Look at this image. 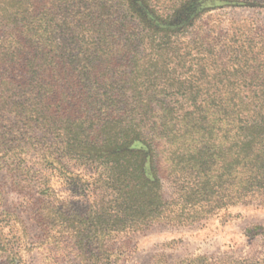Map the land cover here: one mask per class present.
<instances>
[{
    "label": "trees",
    "instance_id": "1",
    "mask_svg": "<svg viewBox=\"0 0 264 264\" xmlns=\"http://www.w3.org/2000/svg\"><path fill=\"white\" fill-rule=\"evenodd\" d=\"M253 6L0 0V173L16 190L36 189L37 227L57 240L74 235L75 264H116L110 243L121 234L190 227L264 199V33L211 18ZM71 165L88 168L85 191L99 192L82 212L53 204L55 175L83 179ZM0 215L27 237L17 214ZM4 249L22 264L20 252Z\"/></svg>",
    "mask_w": 264,
    "mask_h": 264
},
{
    "label": "rangeland",
    "instance_id": "2",
    "mask_svg": "<svg viewBox=\"0 0 264 264\" xmlns=\"http://www.w3.org/2000/svg\"><path fill=\"white\" fill-rule=\"evenodd\" d=\"M240 1L254 6L215 11L217 15L213 14L212 20H245L256 24L258 30L264 33V0ZM70 14L74 17L75 11ZM164 151L160 155L163 172L167 171L169 165ZM29 165L35 169L32 164ZM69 169L83 176V179L65 181L55 175L51 184L55 198L53 204L59 208L69 206L74 212H82L86 204L97 203L99 192L93 195L85 191V181L92 175L88 168L71 165ZM172 191L170 184L165 182V195L170 197ZM35 192L36 189L16 190L5 174L0 173V213L6 209L17 214L23 220L27 232L25 238L23 228L6 223L0 215V244L5 245L4 250L20 252L22 264H75L81 250L75 244L74 235L69 233L67 238L54 239L49 234L50 228L40 229L33 221L30 209L37 198ZM110 246L120 251L117 252L119 256L116 264H152L160 256L167 264L195 256L251 260L264 264V199L248 206L221 211L209 220L190 227L153 225L144 231L124 233L117 236ZM6 258L7 255L0 251V264H11Z\"/></svg>",
    "mask_w": 264,
    "mask_h": 264
}]
</instances>
